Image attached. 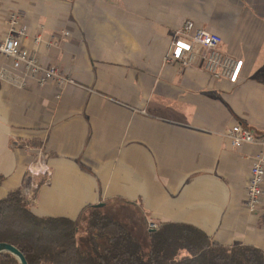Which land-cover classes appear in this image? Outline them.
<instances>
[{"label": "crops", "instance_id": "1", "mask_svg": "<svg viewBox=\"0 0 264 264\" xmlns=\"http://www.w3.org/2000/svg\"><path fill=\"white\" fill-rule=\"evenodd\" d=\"M11 13L22 47L71 82L40 86L0 57V200L40 184V217L119 203L264 251V204L245 208L261 147L226 136L237 124L264 135V0H2L1 34ZM187 20L244 61L237 83L165 62ZM38 159L48 182L27 172Z\"/></svg>", "mask_w": 264, "mask_h": 264}, {"label": "trees", "instance_id": "2", "mask_svg": "<svg viewBox=\"0 0 264 264\" xmlns=\"http://www.w3.org/2000/svg\"><path fill=\"white\" fill-rule=\"evenodd\" d=\"M25 190L0 200V244L19 249L28 264H264L261 249L222 246L190 225L160 224L141 240L130 226L106 214L105 204L87 207L76 220L40 217ZM0 264L20 262L5 252Z\"/></svg>", "mask_w": 264, "mask_h": 264}, {"label": "built area", "instance_id": "3", "mask_svg": "<svg viewBox=\"0 0 264 264\" xmlns=\"http://www.w3.org/2000/svg\"><path fill=\"white\" fill-rule=\"evenodd\" d=\"M7 22L5 33H0V57H4L15 70L23 71L29 78L35 79L40 86L49 82L58 84L71 82L61 75L58 68L42 66L28 49L22 47L21 42L27 36L28 28L22 24L20 15L11 13ZM40 41V37L35 39L36 44ZM222 42L223 39L216 33L198 27L193 21L187 20L176 31L165 62L182 68L201 64L204 71L213 79L227 80L235 84L240 78L244 61L224 53L221 49ZM0 78H6L4 73H0ZM226 136L233 148L247 144L261 147L253 160L245 200V208L250 213H256L264 204V135H258L253 130L237 124L228 130ZM27 172L34 178H43L44 182L50 181L53 176L50 166L41 159L30 164ZM39 187L40 184H34L32 188L26 189V196L32 200L34 191ZM158 227L157 223H149L151 231Z\"/></svg>", "mask_w": 264, "mask_h": 264}, {"label": "rangeland", "instance_id": "4", "mask_svg": "<svg viewBox=\"0 0 264 264\" xmlns=\"http://www.w3.org/2000/svg\"><path fill=\"white\" fill-rule=\"evenodd\" d=\"M29 201H31L28 198ZM104 212L114 219L118 220L121 224L130 226L135 234L141 236V240H145V233L149 230V222L145 223V217L137 209L121 206L119 203L111 204L104 208ZM154 223V222H150ZM84 223L81 227H84Z\"/></svg>", "mask_w": 264, "mask_h": 264}, {"label": "water", "instance_id": "5", "mask_svg": "<svg viewBox=\"0 0 264 264\" xmlns=\"http://www.w3.org/2000/svg\"><path fill=\"white\" fill-rule=\"evenodd\" d=\"M98 207H103L104 204H99L97 205ZM10 253L13 256H15L18 261L20 262V264H28L25 256L23 255V253L21 251H19V249H17L16 247H14L13 245L10 244H5V243H1L0 244V254L2 253Z\"/></svg>", "mask_w": 264, "mask_h": 264}, {"label": "snow or ice", "instance_id": "6", "mask_svg": "<svg viewBox=\"0 0 264 264\" xmlns=\"http://www.w3.org/2000/svg\"><path fill=\"white\" fill-rule=\"evenodd\" d=\"M177 55H179V52H177Z\"/></svg>", "mask_w": 264, "mask_h": 264}]
</instances>
